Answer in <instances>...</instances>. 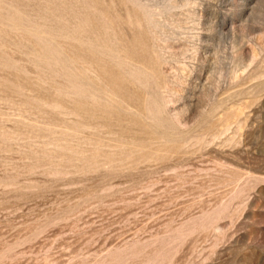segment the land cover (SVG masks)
<instances>
[{
  "label": "rangeland",
  "instance_id": "1",
  "mask_svg": "<svg viewBox=\"0 0 264 264\" xmlns=\"http://www.w3.org/2000/svg\"><path fill=\"white\" fill-rule=\"evenodd\" d=\"M0 264H264V0H0Z\"/></svg>",
  "mask_w": 264,
  "mask_h": 264
}]
</instances>
